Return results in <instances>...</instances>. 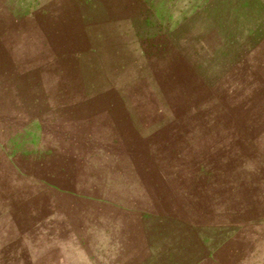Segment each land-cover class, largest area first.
<instances>
[{"label": "rangeland", "instance_id": "rangeland-1", "mask_svg": "<svg viewBox=\"0 0 264 264\" xmlns=\"http://www.w3.org/2000/svg\"><path fill=\"white\" fill-rule=\"evenodd\" d=\"M0 264H264V0H0Z\"/></svg>", "mask_w": 264, "mask_h": 264}]
</instances>
